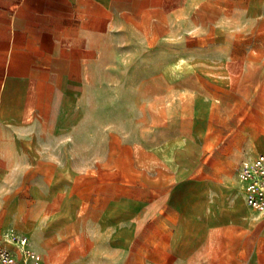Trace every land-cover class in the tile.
Segmentation results:
<instances>
[{"label":"crops","instance_id":"1","mask_svg":"<svg viewBox=\"0 0 264 264\" xmlns=\"http://www.w3.org/2000/svg\"><path fill=\"white\" fill-rule=\"evenodd\" d=\"M182 13V0H0V233L27 235L41 264H264V217L238 180L264 152L233 184L167 190L119 191L111 157H70L123 46L182 38Z\"/></svg>","mask_w":264,"mask_h":264},{"label":"rangeland","instance_id":"2","mask_svg":"<svg viewBox=\"0 0 264 264\" xmlns=\"http://www.w3.org/2000/svg\"><path fill=\"white\" fill-rule=\"evenodd\" d=\"M182 3V38L123 46L70 156L84 166L111 157L119 191L201 177L233 184L244 159L264 152V0Z\"/></svg>","mask_w":264,"mask_h":264},{"label":"built area","instance_id":"3","mask_svg":"<svg viewBox=\"0 0 264 264\" xmlns=\"http://www.w3.org/2000/svg\"><path fill=\"white\" fill-rule=\"evenodd\" d=\"M247 204L264 217V154L243 164L238 170ZM41 256L32 249L27 235L11 227L0 233V264H41Z\"/></svg>","mask_w":264,"mask_h":264}]
</instances>
